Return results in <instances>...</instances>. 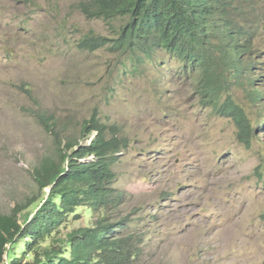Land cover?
<instances>
[{
    "label": "rangeland",
    "instance_id": "374dc122",
    "mask_svg": "<svg viewBox=\"0 0 264 264\" xmlns=\"http://www.w3.org/2000/svg\"><path fill=\"white\" fill-rule=\"evenodd\" d=\"M81 1L0 0V214L39 198L34 169L54 152L52 134L31 111L53 114L63 135L79 137L96 109L131 137L115 186L126 197L121 214L146 240L138 264H264L261 123L247 146L234 117L202 106L174 68L161 77L164 64L81 48L88 33L111 34L78 9ZM256 41L253 79L263 81L248 89L264 96V26ZM233 94L255 126L264 98L240 86ZM90 218L70 220L63 231Z\"/></svg>",
    "mask_w": 264,
    "mask_h": 264
},
{
    "label": "trees",
    "instance_id": "16d2710c",
    "mask_svg": "<svg viewBox=\"0 0 264 264\" xmlns=\"http://www.w3.org/2000/svg\"><path fill=\"white\" fill-rule=\"evenodd\" d=\"M77 7L105 21L111 33H88L81 48L164 64L161 77L174 68L202 106L234 117L247 146L260 123L264 129V107L256 109L255 127L233 94L240 86L253 100L264 98L248 89L263 81L253 77L264 0H83ZM31 114L52 134L55 148L34 169L39 198L0 214V264H138L146 240L121 214L126 197L115 186V167L131 144L124 124L104 121L94 109L78 137L77 131L63 135L51 113L38 108ZM85 214L88 224L63 231Z\"/></svg>",
    "mask_w": 264,
    "mask_h": 264
},
{
    "label": "clouds",
    "instance_id": "9594fccd",
    "mask_svg": "<svg viewBox=\"0 0 264 264\" xmlns=\"http://www.w3.org/2000/svg\"><path fill=\"white\" fill-rule=\"evenodd\" d=\"M260 63H261V62H260ZM260 63H259V64H260ZM260 80H261V79H260ZM254 84H255V83H254ZM255 86H256V85H255ZM259 86H260V85H259ZM256 111H257V110H256ZM256 113H257V112H256Z\"/></svg>",
    "mask_w": 264,
    "mask_h": 264
}]
</instances>
